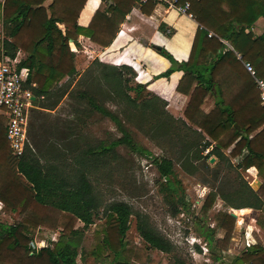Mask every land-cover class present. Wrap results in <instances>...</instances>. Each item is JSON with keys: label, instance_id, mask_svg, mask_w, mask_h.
Wrapping results in <instances>:
<instances>
[{"label": "trees", "instance_id": "obj_1", "mask_svg": "<svg viewBox=\"0 0 264 264\" xmlns=\"http://www.w3.org/2000/svg\"><path fill=\"white\" fill-rule=\"evenodd\" d=\"M46 1L0 2V20L4 32L3 38H0V59L3 51L14 57L19 48L24 50L26 57L19 66H27L30 70L26 86L32 89L38 101L51 99L50 103H41L40 107L52 108L67 92L68 86L61 83L62 79H70L77 72L75 52L70 49L69 39L77 42L78 35L85 34L107 46L112 42L118 26L114 27L113 17L100 11L96 12L87 26L80 25L78 17L86 0H52L45 5ZM129 1L133 3V0ZM121 2L124 1L118 0V6L110 8L114 13H120V21L127 11L119 5ZM190 2V11L200 23L190 55L187 60L179 61L165 47H161L158 52L169 59L171 66L156 75V78L168 77L175 70L183 71L177 91L189 95L184 114L197 128L190 126L184 118L173 116L167 110L166 100L148 90L146 83L134 80L137 71L133 66L108 64L98 59L92 63L101 77L116 81L126 102L153 116L168 119L167 122L177 129L175 135L180 136V140L191 148L193 160L201 163L205 172L215 176V193L208 195L205 208H209L219 195L227 205L236 209H262L264 108L254 79L243 61L251 62L257 74L264 77V31L259 35L252 32L256 19L264 16V0ZM58 20L65 23V31L56 24ZM211 30L215 34L209 36ZM228 43L233 49L228 48ZM226 76L228 82L224 81ZM121 85L125 89H121ZM75 96L82 104L95 106L117 119L97 105L96 96L90 90L80 88ZM208 97L214 98V106L209 112L202 113L201 107ZM182 127L186 130H180ZM126 136L123 134L109 143L89 146L75 154L72 161H68L62 154L49 150L50 144L40 153L27 144L22 155L13 154L6 128L2 126L0 201L6 212L19 210L22 223L8 224L0 220V264H79L80 242L76 238H81L84 229L101 214L106 216L104 245L114 250L116 259L125 253L126 235L134 210L128 202L121 200L111 201L104 206L101 192L95 186L91 174L101 163L115 156L117 145L129 144ZM207 148L209 151L205 153ZM223 149H230V153L226 154ZM212 156L216 159L213 164L208 161ZM231 158L236 159V162H232ZM159 159L160 170L165 178L162 188L166 199L174 203L173 213H177L180 205L187 206L184 190L174 175L172 161L166 157ZM222 162L236 172L237 178L222 174ZM253 166L263 179L258 190L241 172ZM219 216V226L227 229V236L230 237L235 217L229 212H222ZM79 220L83 222L84 229L76 226ZM39 225L53 228L60 226L64 236L54 245L36 248L29 234L32 228ZM136 227L147 248L172 251L173 243L140 214H137ZM213 231L210 230L207 235L209 242L213 240ZM236 258L241 263L264 264V246L252 244ZM115 264L131 263L117 260Z\"/></svg>", "mask_w": 264, "mask_h": 264}, {"label": "rangeland", "instance_id": "obj_2", "mask_svg": "<svg viewBox=\"0 0 264 264\" xmlns=\"http://www.w3.org/2000/svg\"><path fill=\"white\" fill-rule=\"evenodd\" d=\"M182 21L190 23L183 17ZM3 35L0 20V38H3ZM180 36L181 33L174 32L167 37L179 41ZM182 39L187 40L186 36ZM150 41L153 44L160 43L158 38ZM130 45L132 50V39ZM78 49L80 50V45ZM168 49L175 51L173 45ZM19 51L25 53L21 48ZM112 57H105L104 53H92L90 61H87L88 57L75 55L76 74L61 81L68 86L67 92L52 108L41 106V109L35 112L29 130L28 143L33 150L43 152L50 144L49 150L62 154L68 161H72L71 158H74L75 154L89 146L109 143L123 134H126L129 140V144L117 145L115 156L101 163L91 174L95 186L101 192L104 206L111 201L121 200L128 202L134 210L126 235L125 253L116 259L114 250L104 245L103 228L106 226V216L101 214L85 229L82 221L76 222L78 228L84 229L82 237L76 238V241L80 242L78 263L115 264L117 260H123L131 264H249L237 261L236 257L249 248L247 232L251 244L264 246V207L236 209L227 205L218 195L212 205L205 208L208 195L215 193V176L205 172L201 163L193 160L191 148L180 140V136L175 135L177 129L167 122L168 119L135 108L121 96L114 79L100 76L92 62L98 59L113 64ZM115 62L123 64V59ZM121 87L125 89L123 85ZM80 88L90 90L96 96L97 105L111 112L117 119L95 106L82 104L75 96ZM129 93L133 94L132 91ZM50 101L51 99L47 98L38 101V104L46 105ZM208 103L213 106L212 99ZM167 110L169 111L168 107ZM187 123L196 127L192 121L188 120ZM180 130L186 129L182 127ZM207 150L209 148L205 153ZM223 150L226 154L230 153V149ZM160 157L172 161L174 175L180 180L184 190L187 206L180 205L177 213H173L174 203L166 199L162 188L165 178L160 170ZM213 157L208 160L211 164L216 161L211 160ZM231 160L236 162L234 158ZM220 167L223 175L229 174L237 178L236 172L229 169L225 163L222 162ZM241 172L250 184L257 186V180L253 179L248 170ZM258 176L261 177L259 174ZM0 206L2 222L22 223L19 210L6 212L2 209L3 203ZM222 212L237 213L230 237L227 236V229L218 224ZM137 214L147 219L153 228L173 243L171 252L146 247L147 244L136 227ZM210 230H214L211 242L207 238ZM29 235L36 246L54 245V242L64 236L60 226L53 228L47 225L32 228Z\"/></svg>", "mask_w": 264, "mask_h": 264}, {"label": "crops", "instance_id": "obj_3", "mask_svg": "<svg viewBox=\"0 0 264 264\" xmlns=\"http://www.w3.org/2000/svg\"><path fill=\"white\" fill-rule=\"evenodd\" d=\"M51 1L52 0H47L45 5H48ZM117 1L118 0H86L78 17V23L83 26H87L92 21L96 12L99 11L106 14L108 17H113L114 27L118 26V29L114 36L111 35L113 36L112 42L104 46L93 41L88 35L79 34L77 42L72 38L71 41L69 40L70 49L75 52L76 56L82 55L88 57L87 61H90L89 58L92 53H96V55L104 53L105 57L113 56L111 59H114L112 61L114 65H121V63L116 64L115 61L123 59V64L133 66L137 71L136 80L138 82L146 83L148 90L166 100L169 111L176 117H182L188 121L184 111L189 100V95L177 91V85L183 75V71L175 70L168 77L156 78V75L167 70L171 66L170 62L158 52L160 49H157V46L165 47L179 61L187 60L190 55L194 37L200 29V23L196 18H190L185 14L178 13L176 10L167 9L164 5L152 2L151 4L147 2L141 3L137 0H133V3H129L132 2L129 0H122L124 2H121L119 5L122 9L127 11L124 18L120 21V13H114L112 9H110L113 5L118 6ZM182 17L187 21L189 20L190 23L182 21ZM56 24L65 31L66 25L63 21L58 20ZM263 31L264 16H260L253 24L252 32L259 35ZM174 32L181 33L179 41L167 37ZM210 32L214 33L212 30ZM183 36H186V41L182 39ZM153 38H158L160 43L153 44L150 41ZM131 39L132 50L130 45ZM173 43H177L178 45ZM78 45H80V50L78 49ZM172 45L175 51L168 49ZM228 48L233 49L232 45L229 43ZM17 53L19 57H21V60L26 57V53L19 51V49ZM237 54L238 57H240V54ZM115 56L118 57L114 58ZM224 81H229L228 76L225 77ZM211 99L214 106V98L208 97L201 107L202 113H207L213 108V106H210L208 103ZM40 109L41 107L35 97L34 107L31 108L30 124L33 122L35 112ZM0 118L1 130L2 126L4 128L6 127L4 118L1 116ZM248 172L253 175V179L257 180V186L251 185L254 189L258 190L263 184L262 177L258 176V170L254 166L250 167ZM247 240L248 245H252L249 241L248 232Z\"/></svg>", "mask_w": 264, "mask_h": 264}, {"label": "built area", "instance_id": "obj_4", "mask_svg": "<svg viewBox=\"0 0 264 264\" xmlns=\"http://www.w3.org/2000/svg\"><path fill=\"white\" fill-rule=\"evenodd\" d=\"M137 1L141 3L152 1L155 4L164 5L167 9H173L190 18H195V15L190 11V0ZM212 35L214 33L209 32V36ZM21 61L18 53L14 57H11L4 51L0 59V116L5 120L6 134L12 153L17 156L22 155L26 145L29 144L31 108L34 107L35 98L32 89L26 86L30 70L27 66L20 67ZM243 64L254 79L259 91L261 106L264 108V77L257 74L251 62L244 60ZM32 85L35 84L32 83ZM0 204L2 205L1 202ZM34 246L36 248L42 247L39 244Z\"/></svg>", "mask_w": 264, "mask_h": 264}, {"label": "water", "instance_id": "obj_5", "mask_svg": "<svg viewBox=\"0 0 264 264\" xmlns=\"http://www.w3.org/2000/svg\"><path fill=\"white\" fill-rule=\"evenodd\" d=\"M70 41L72 40V39H69ZM161 47L160 46H157V49H160ZM238 126V125H237ZM239 127V126H238ZM213 159H215L214 157L213 158H211V160H213ZM231 214L234 216V217H236L237 216V213L236 212H231Z\"/></svg>", "mask_w": 264, "mask_h": 264}]
</instances>
